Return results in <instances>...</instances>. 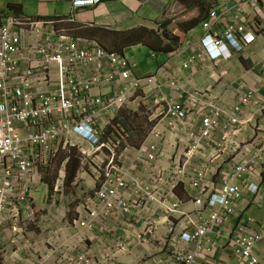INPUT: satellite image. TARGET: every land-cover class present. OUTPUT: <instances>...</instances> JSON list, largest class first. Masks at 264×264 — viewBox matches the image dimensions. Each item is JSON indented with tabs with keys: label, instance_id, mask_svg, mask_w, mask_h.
Instances as JSON below:
<instances>
[{
	"label": "built area",
	"instance_id": "1",
	"mask_svg": "<svg viewBox=\"0 0 264 264\" xmlns=\"http://www.w3.org/2000/svg\"><path fill=\"white\" fill-rule=\"evenodd\" d=\"M96 1L76 0L75 6L91 5ZM260 2L233 0L230 10L234 15L226 28H221L224 31L221 38L209 35L213 27L222 24L220 16L210 14L209 23L203 25L207 36L202 39V50L197 58L226 60L231 57V52H243L252 44L255 34L246 33L242 26L235 24L241 21L249 5L260 14ZM43 25L10 17L0 28V230L8 229L14 237L25 234L22 211L28 218L37 214L31 208L30 198L42 184L44 168L49 167L60 149H78L83 157L100 152L106 146L98 133L101 129L97 122L99 117L104 116V124L109 125L128 105L138 110L145 108L140 100L156 98L155 108L148 110V123L152 127L148 145L136 150L138 162L124 168L122 163L118 166L114 163L113 156L104 169L95 166L98 184L94 194L86 197L81 205L85 218L83 213L80 214L74 226L92 230L97 218L117 222L136 211L137 219L147 225L141 236L147 233L153 237L156 234L151 230V219L157 216L158 223L163 221L168 225L165 237L159 236L161 244L172 246L170 258L159 264H198L200 260H206L224 238L221 227L233 214L244 192L257 195L258 187L247 184L245 177L263 161L264 133L256 134L247 144L253 154L233 168L232 176H222L223 183L219 187L208 184L203 162L198 169L191 170L193 161L202 147L200 144L212 140L223 116L228 119L217 146L224 150L229 147L231 131L243 125L239 117L242 109L251 105L257 95L248 92L230 111L205 104L203 113L196 114L192 109L197 102L191 100L195 94L190 96L188 111L179 102L168 101L163 94L161 72L138 77L123 54L108 52L97 42L73 39L67 34L58 35L56 43L52 40L54 34L43 37V45L37 44L38 47L33 48L34 62L20 73V64L26 56L21 34L14 30L21 28L23 32L27 27L35 30ZM189 62L184 68L194 60ZM88 69H91L90 77L81 79L80 72ZM44 85L47 89L52 86L54 90L44 92ZM170 86L179 88L176 81ZM260 99L259 112H263L264 100ZM195 121L201 126L199 136L193 138L194 144L181 146L182 149L177 151L174 146L171 167L154 172L155 164L165 155L168 144V137L160 126L165 125L173 133L180 127L193 126ZM234 149L241 151L239 146ZM140 168L150 173L148 181L142 182L136 177ZM179 186L192 193L194 212L181 210L182 202L175 195ZM131 189L135 192L133 202L127 201V192ZM144 212L150 215L143 218ZM261 237L252 233L227 239L238 264H259L255 248ZM79 257L84 259L85 254H78Z\"/></svg>",
	"mask_w": 264,
	"mask_h": 264
},
{
	"label": "crops",
	"instance_id": "2",
	"mask_svg": "<svg viewBox=\"0 0 264 264\" xmlns=\"http://www.w3.org/2000/svg\"><path fill=\"white\" fill-rule=\"evenodd\" d=\"M215 1L212 0L217 7L215 11L222 16L221 9L231 0H222L218 4ZM260 1V14H255L252 5H249L243 14L241 23L248 27L254 26L257 30H255L256 41L243 54H235L232 59L219 62H211L207 58L196 59L195 63L188 68L184 66L200 50L198 43L204 32L201 24L196 26L188 36L196 46L181 53L182 48L187 44L185 29L190 26L193 18H198L190 15L194 11L183 14L182 8L187 6L181 3V0H99L95 6L77 10H74L75 0H0V28L5 25L8 17L45 24L42 28L38 27L35 30L26 29L24 34L20 28L14 30L16 34H21L22 48L25 52L23 53L26 56L20 64V73L29 67L30 62L31 64L34 62L31 54L33 48L38 47L37 44L42 45L41 36L43 38L54 34L52 40L55 42L58 39L57 36L65 32L73 38L99 42L108 52L123 54L130 60L134 67V74L138 77L156 75L161 72L164 96L168 101L179 102L187 111L190 108V96L196 92H209V102L204 101L208 102L206 104L230 111L248 91H254L257 94L256 98L251 106L242 109L239 116L246 124L231 131L229 147L224 150L217 146L224 134L223 126L227 124L228 117L223 116L221 126L212 136V140L200 144L202 147L193 161L191 170L198 169L203 162L206 165L208 184L219 187L223 183L222 176L225 174L232 176L233 168L244 163L253 154L247 149V144L256 134L264 133V111L260 113L257 110L258 103L262 102L260 98L264 100V0ZM205 16L208 19L207 14ZM200 19L203 21V17ZM229 19L230 16H222L221 23L225 25ZM160 30H164L170 38L161 35ZM129 33H134L137 38L142 35L141 43L126 45V39L121 37ZM218 33L222 31L219 30ZM172 37L179 39L177 47L173 46ZM29 49H31L30 52ZM170 49L179 51L171 52L173 50L170 51ZM132 51L147 54V63L142 64L141 68L134 58L135 65L132 63V58H128ZM135 66H138V71H135ZM90 74L91 69L81 71L80 78L86 79L90 77ZM173 81L177 82L178 89L170 86ZM53 90L52 86L47 89L45 85L42 89L44 92ZM96 93L93 91V95ZM156 100V98L146 97L145 100H140V103L152 111ZM192 111L197 112V109ZM200 126V123L195 121L193 126L180 127L171 133L165 125H161V131L168 137V144L165 146V155L156 162L154 172L168 170L175 150H179L181 146H192L194 136H199ZM77 143L83 145L80 141ZM174 146H176L175 150ZM235 146L241 147V151L235 150ZM122 165L125 167L126 162H122ZM89 170L90 186L94 189L98 184L97 172L95 167L93 169L90 167ZM98 172L101 173L100 169ZM136 177L142 182L148 181L150 173L140 168L136 172ZM262 179H264V157L261 164L245 177L247 184L258 187L257 195L253 196L244 192L242 199L236 203L233 214L221 227L224 238L218 242V246L211 251L207 259L200 260L198 264H238L234 253L228 247L227 239L235 235L252 233L262 236L256 245L255 254L260 264H264V184ZM41 186H45L44 181ZM35 193L30 198V205L37 214L28 218L25 211H22V225L24 229H27L28 225L36 221L49 224L50 229L44 231L48 239L45 242L42 239L37 240L35 236L27 234L25 229L24 236L27 240L25 247L28 248L25 254H16L14 248L22 245L14 242L15 237L11 231L2 228L0 245L6 242L7 247L3 251V256L0 257V264H68V258L81 253L91 258V264H159V262H166L172 254V246L170 244L162 246L159 238V236L165 237L168 225L163 221L158 223L157 216L155 219L152 218L155 222L153 233L156 234L153 237L147 233L141 236L147 230V225L137 219L136 211L130 217L117 222L99 220L94 231H87L75 227L73 223L82 214L80 206L85 198L76 206L70 221L59 223L58 218L60 216L63 218V213L56 211L58 218L53 217L48 192L44 197L45 208L36 204ZM175 195L182 202L183 212L195 211L192 193L183 186H179ZM134 197V190H129L127 201L133 202ZM149 215L145 212L142 214L143 218ZM86 232L88 233L85 234ZM51 235H54V238H50ZM53 244L56 245V252L52 253Z\"/></svg>",
	"mask_w": 264,
	"mask_h": 264
},
{
	"label": "rangeland",
	"instance_id": "3",
	"mask_svg": "<svg viewBox=\"0 0 264 264\" xmlns=\"http://www.w3.org/2000/svg\"><path fill=\"white\" fill-rule=\"evenodd\" d=\"M222 0H216V4L220 3ZM233 3V0L226 5V7L222 8L221 10H225L226 12L230 11L229 5ZM189 5V4H188ZM216 5L212 2V0H206L204 5V12H200L199 8H182L183 14H189L194 15L198 18H193V20L190 22V26L185 29L186 38H187V44H185L184 48H182L181 53L183 54L186 50H189L190 48H194L196 45L191 42V39L188 37L191 32L194 31V27L196 26V22H199L200 24V17L204 18V14L206 12L208 14L216 13L215 11ZM196 11V12H195ZM206 11V12H205ZM199 14V16H198ZM258 15L257 13H255ZM242 26L247 32H252L256 35V28L254 26H246L241 21L239 23H236L235 26ZM247 29H246V28ZM256 30V31H255ZM175 42L173 43L174 47L178 46V38H171ZM173 49H170V51ZM179 51L177 49L171 51L176 52ZM130 52L129 59L133 58L135 59V62L139 65L141 68L142 64L147 63V54H142L140 51L136 52ZM200 50L197 51L195 57H190V60H194L193 63H195V60L198 59L197 56L199 55ZM133 53V54H132ZM200 60V59H199ZM188 61V63H190ZM134 64V60L132 62ZM187 63V64H188ZM135 65V64H134ZM191 65V64H190ZM138 67V66H137ZM137 67L135 66V71H138ZM152 76V75H150ZM146 76V77H150ZM148 85H150L148 83ZM151 88V87H148ZM148 90V89H147ZM163 91L164 88H163ZM248 92H254V91H248ZM247 92V93H248ZM255 93V92H254ZM256 94V93H255ZM257 95V94H256ZM197 98V99H196ZM194 102H197L194 106V109H197L196 114L203 113L202 110H204V106L206 103L209 102V92H196L195 97L191 99ZM205 100L206 103L204 102ZM251 106V105H249ZM260 104L257 105V110L260 111ZM134 108L131 105H128L122 112L124 116H127L129 119L128 127H124L122 121L117 122L116 118L112 122H110L109 125H105L104 116H101L98 118V124L101 126V129L99 130V135L101 138V141L105 143L106 148H103L100 152L94 153L89 157H83L79 152L78 149H72V148H65L60 149L56 156H54L51 159L49 167L43 171L42 175V183L45 182V186L38 187L36 190V204L38 206H41L42 208H45V193L48 192V195L50 197L49 201L51 204L52 215L53 217L58 218V213L56 214V211L59 213H63V218L60 216L58 218L59 223H64L66 221H70L74 216V210L79 202H81L84 198L89 197L94 193L93 187L90 186L91 182L88 178L90 175L89 168L92 169L95 166L101 167V170L105 168L106 164L113 158L114 156V163L116 165H121L122 162H126V165L124 168H128L129 163L136 164L138 161L136 160V150H138L141 146L145 147L148 145V136L150 135L152 131L151 125L148 123V117L150 115V112H148L147 108L140 109L139 113L133 114ZM97 112V111H96ZM261 113V112H260ZM148 116V117H147ZM120 117V116H119ZM133 123V124H132ZM137 125H136V124ZM242 124L245 125L246 122L242 120ZM242 125V126H243ZM135 126V128L133 127ZM131 129L134 130V132H131ZM136 129V130H135ZM136 132L142 133V136L138 138L136 136ZM110 139V140H109ZM109 140V141H108ZM116 140V141H114ZM108 141V142H107ZM119 142L118 144L116 142ZM118 157V159H117ZM119 160V161H118ZM95 166H92V165ZM73 166H76V174L74 178L71 179L70 172L73 170ZM145 182V181H144ZM42 185V184H41ZM128 195V192H127ZM50 206V205H48ZM83 213V212H82ZM83 217L85 218V214L83 213ZM100 219L97 218L94 220L93 223H97ZM152 222V232L155 231V222L151 219ZM43 225V226H42ZM52 228V226H51ZM26 229V228H25ZM50 229V225L44 223H40L39 221L35 223H31L27 226V234L32 235L35 239L42 241H46L48 238L45 234L46 230ZM96 227L93 225L92 230L87 231H94ZM53 230V229H51ZM54 231V230H53ZM44 232V233H42ZM97 232V231H96ZM86 232L85 234H87ZM55 235V234H54ZM54 235H51L50 238H54ZM49 238V240H50ZM14 242L17 245H22L21 247H15L14 251L17 254H25L28 247L27 246V240L26 237L23 235L15 236ZM7 247V243L3 242L2 245H0V257L3 256L5 251V248ZM48 247V245H46ZM54 247V248H53ZM52 253L56 252V245H52ZM8 249V248H7ZM68 264H91V258L85 257L84 259L78 258V255L75 257L68 258L67 260Z\"/></svg>",
	"mask_w": 264,
	"mask_h": 264
},
{
	"label": "clouds",
	"instance_id": "4",
	"mask_svg": "<svg viewBox=\"0 0 264 264\" xmlns=\"http://www.w3.org/2000/svg\"><path fill=\"white\" fill-rule=\"evenodd\" d=\"M98 1H99V0H97L96 2H93L91 5H90L89 3H85L84 6H79V7H76L75 4H74V10H77V9H85V8H89V7L95 6V5H97ZM75 3H76V0H75ZM230 6H232V3L229 5V7H230ZM225 7H226V6H225ZM224 13H225V10L222 11V14H223L222 16H226V15H227V16H230V19H231L232 16L234 15V13H233L231 10H230L228 13H226V14H224ZM216 14H217L218 16L222 17L220 14H218V11L216 12ZM209 16H210V14L207 15L208 19H207V18H206V19H203V21H201V23H200V24H201V28H202V30H203V32H204V35H203V37L201 38V40L199 41V43H198V45H199V47H200L199 49H201V45L203 46V44H201L202 39L205 38V37L207 36V32L204 31V29H203V25L206 24V23H209ZM8 18H10V17H8ZM8 18H7V19H8ZM13 18H15V17H13ZM242 18H243V17H242ZM7 19H6V20H7ZM15 19H18V18H15ZM230 19H229L228 23L230 22ZM18 20L24 22V21H27L28 19H26V20L18 19ZM29 21H30V22H35V21H32V20H29ZM241 21H242V19H241ZM239 22H240V21H239ZM239 22H237V23H239ZM35 23H38V22H35ZM228 23L225 24V25L221 24V26H219V27H213L212 30L209 32V35H211V36H215V35H216L217 37L221 38L222 35H223V32H224V31H223L222 29H219V28H226V26L228 25ZM42 24H44V23H42ZM44 25H45V24H44ZM44 25H43V26H44ZM3 26H4V25H3ZM3 26H2V27H3ZM43 26H41V27H39V28H42ZM2 27H1V28H2ZM16 29H17V28H16ZM20 29H21V28H20ZM26 29L30 30L29 27L23 29V34H24V32H25ZM21 30H22V29H21ZM219 30L222 31V33H218ZM61 33H62V34H67V33H65V32H61ZM160 34H161V35H164V36L166 35V33L164 32V30H160ZM67 35L70 36L69 34H67ZM70 37L73 38L72 36H70ZM167 37L170 38L169 36L166 35V38H167ZM53 38H54V37H53ZM73 39H79V38H73ZM83 40H84V39H83ZM41 41H42V36H41ZM206 41H207V40H206ZM255 41H256V35H255V39H254L253 43H254ZM94 42H96V41H94ZM174 42H175V41H174ZM97 43L99 44V42H97ZM253 43H252V44H253ZM252 44H250L249 46H247V48H246L243 52H231V57H230L229 59H228V58H227L226 60H224V59H220V60H218V61H211V60H209V59H208V60L211 61V62H219V61H221V60H222V61H228V60L232 59L233 55H235V54H243V53L248 49V47H250ZM38 45H40V44H38ZM42 45H43V43H42ZM42 45H41V46H42ZM99 45H100V44H99ZM100 46H101V45H100ZM101 47H102L103 49H105L103 46H101ZM105 50H106V49H105ZM201 50H202V49H201ZM106 51H107V50H106ZM185 65H186V64H185ZM152 76H154V75H152ZM131 106H133V105H131ZM125 108H126V107H125ZM125 108H124V109H125ZM133 108H134V110H133V111H134L133 114H136V113L138 114L140 109L137 110L134 106H133ZM124 109H123V110H124ZM141 109H144V108L141 107ZM123 110H121L120 113L117 115L116 120L119 119V116L123 113V112H122ZM137 114H136V115H137ZM263 157H264V156H263ZM262 183L264 184V179H262ZM95 186H96V185H95ZM94 192H95V188H94ZM93 194H94V193H93ZM93 194H92V195H93ZM92 195H90V196H92ZM84 200H85V199H84ZM81 205H82V204H81ZM80 207H81V206H80ZM78 217H79V216H78ZM78 217H77V218H78ZM77 218H76V219H77ZM76 219H75V220H76ZM75 220H74V221H75ZM73 223H74V222H73ZM257 258H258V257H257ZM259 264H260V262H259Z\"/></svg>",
	"mask_w": 264,
	"mask_h": 264
},
{
	"label": "trees",
	"instance_id": "5",
	"mask_svg": "<svg viewBox=\"0 0 264 264\" xmlns=\"http://www.w3.org/2000/svg\"><path fill=\"white\" fill-rule=\"evenodd\" d=\"M205 2H206V0H181V3H183L184 5H186L187 8H191V7H193V8H199L201 14H202V12H204V5H205ZM188 4H189V5H188ZM205 12H206V11H205ZM206 14L208 15L207 12H206ZM206 14L203 15L204 18H206V16H205ZM200 23H201V21H200ZM198 25H199V22H196V26H198ZM196 26H195V27H196ZM195 27H194V28H195ZM116 35H117V34H116ZM141 37H142V35H141ZM141 37H140V38H137V37H135L134 33H129V34L122 35L121 38L126 39V42H125L126 45H131V44L137 45V44L141 43V41H142ZM165 37H166V36H165ZM167 38H168V37H167ZM168 39H169V38H168ZM173 41H174V40H173ZM129 119H130V118H128L127 116H124L123 113H122V114L120 115L119 119H117L116 121H117V122H121V121H122L124 127L126 128V127H128ZM132 124H133V123H132ZM135 124H136V123H135ZM136 125H137V124H136ZM133 127L135 128V126H133ZM135 130H136V129H135ZM132 131L134 132L133 129H131V132H132ZM135 134H136V136H137L138 138H140V137L142 136V133H139V132H136ZM76 170H77L76 166H73V170H71V172H70V177H71V179L74 178V176H75V174H76Z\"/></svg>",
	"mask_w": 264,
	"mask_h": 264
}]
</instances>
